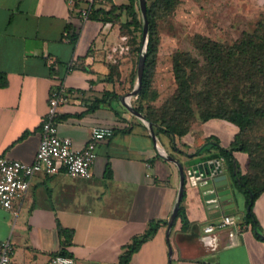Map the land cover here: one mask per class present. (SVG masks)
Returning a JSON list of instances; mask_svg holds the SVG:
<instances>
[{
    "label": "crops",
    "instance_id": "obj_1",
    "mask_svg": "<svg viewBox=\"0 0 264 264\" xmlns=\"http://www.w3.org/2000/svg\"><path fill=\"white\" fill-rule=\"evenodd\" d=\"M76 5L70 0H0V72L9 79V85L0 89V158L34 162L50 93L59 80L68 90V102L59 109L61 137L82 149L93 127L116 131L98 144L91 179L65 171L54 176L37 174L25 197L15 204L17 215L0 206V241L13 243V262L60 264L52 260L63 252L72 264H119L133 238L142 235L150 222L158 221L156 234L128 264H264V240L243 224L248 213L246 199L224 161L233 199L222 206L233 203L230 210L208 207L187 176L192 164L217 154L219 148L230 149L237 127L214 119L195 124L179 138L157 126L155 141L148 125L125 106L134 98L129 95L137 83L132 78L135 56L127 36L118 24L97 22V31L87 34L83 42L86 28L96 21H81L79 10L84 5ZM77 33L76 43L68 40ZM47 57L57 62L54 76ZM212 122L226 124L231 131L228 144L218 131L206 129ZM212 137L219 146L211 141L202 150ZM162 152L185 169L179 210H184L189 221L186 229L179 212L169 227L182 190V175ZM244 160L245 156L238 157L241 170ZM253 214L264 235V193L255 200ZM227 215L238 216L243 229L204 232V227L216 225ZM59 225L74 233L66 247L61 246Z\"/></svg>",
    "mask_w": 264,
    "mask_h": 264
},
{
    "label": "trees",
    "instance_id": "obj_2",
    "mask_svg": "<svg viewBox=\"0 0 264 264\" xmlns=\"http://www.w3.org/2000/svg\"><path fill=\"white\" fill-rule=\"evenodd\" d=\"M137 3L138 0H130L117 5L115 1L109 0L106 4H111V8L94 9L90 20L119 24L123 34L127 28L139 30L142 40L144 23L140 17V4L137 10ZM180 4L181 0H147L148 41L142 88L137 95L140 102H153L157 98L153 88L160 44L159 20L173 14ZM123 14L127 16L126 23L121 21ZM78 38V33L69 37L72 43H76ZM192 42L197 56L184 51H175L173 54V75L177 84L174 96L161 110H155L151 105L147 113L143 106L134 108L170 137H184L197 119L202 122L224 120L237 127L238 133L230 149L219 148L217 154L202 160L224 161L236 187L246 199L248 213L243 224L251 226L257 236L264 240L253 214L255 200L264 193V179L243 173L235 156V152L247 154L250 165L255 167L263 162L258 154L259 144H250L247 136L255 127L256 120L264 119V16L252 32H243L232 44L220 43L200 34L195 35ZM141 49L142 42L132 50L138 58L132 75L133 82L137 80ZM55 67L51 69L53 76L56 75ZM8 85L7 74L0 72V89ZM211 141L214 142L213 146H219L217 138L212 137L202 150L212 145ZM261 171L264 172V169ZM178 216L182 219L183 228H188L189 221L182 208ZM159 226L160 222L152 221L142 235L134 237L120 257L119 264H128L142 245L156 234ZM58 231L61 246L71 244L73 231L60 225ZM58 256H65V253L61 252Z\"/></svg>",
    "mask_w": 264,
    "mask_h": 264
},
{
    "label": "rangeland",
    "instance_id": "obj_3",
    "mask_svg": "<svg viewBox=\"0 0 264 264\" xmlns=\"http://www.w3.org/2000/svg\"><path fill=\"white\" fill-rule=\"evenodd\" d=\"M115 2L117 5L125 4L119 0ZM106 7L105 9L109 10L111 4H107ZM138 8L139 0L137 10ZM262 16H264V0H181V4L173 14L159 20L160 44L153 88V91L157 93V98L153 102H140L135 96L130 102L131 105L135 108L143 106L147 113L148 106L150 108L151 105L155 110H161L174 96L177 84L173 75V54L175 51H184L197 56L192 42L195 35L200 34L220 43L232 44L243 32H252ZM121 21L122 23L127 22L125 14ZM91 22L94 26H90V29L86 28L83 42L86 41L87 34L89 36L94 34L99 28L97 22L100 21L91 20ZM123 32L128 38L127 44L131 52L133 48L139 47L141 42L143 47V39L141 40L139 30L127 28ZM133 55L135 56L134 63H136L138 58L135 52ZM199 122L202 121L197 119L192 127ZM206 129L218 131L222 142L228 144L231 131L228 130L226 124L212 122ZM247 140L250 144H259L258 154L263 162L255 167L250 165L251 161L247 154L236 155V158L238 160V157L245 156L243 173L264 179V172L261 171L264 169V119L256 120V125L249 131Z\"/></svg>",
    "mask_w": 264,
    "mask_h": 264
},
{
    "label": "built area",
    "instance_id": "obj_4",
    "mask_svg": "<svg viewBox=\"0 0 264 264\" xmlns=\"http://www.w3.org/2000/svg\"><path fill=\"white\" fill-rule=\"evenodd\" d=\"M107 1L109 0H70V3L74 7L77 6L76 4L84 5L79 10L80 19L87 22L94 8ZM119 1L127 3L130 0ZM46 62L50 69L57 64L52 57H47ZM72 66L73 63L69 67ZM67 102L68 90L59 80L50 93L48 110L41 125V142L33 163H23L6 157L0 158V206L14 215L18 214L14 209L15 204L25 197L31 180L37 174L54 176L65 171L75 177L91 179L92 168L98 157V144L115 135L113 127L95 126L91 129L87 145L82 149L75 148L70 138L61 137L58 133L59 109ZM229 227L241 231L244 226L238 216L227 215L216 225L204 227V232L212 234ZM14 254V246L10 240L0 241V264H15ZM52 262L72 264L73 260L65 256H57Z\"/></svg>",
    "mask_w": 264,
    "mask_h": 264
},
{
    "label": "water",
    "instance_id": "obj_5",
    "mask_svg": "<svg viewBox=\"0 0 264 264\" xmlns=\"http://www.w3.org/2000/svg\"><path fill=\"white\" fill-rule=\"evenodd\" d=\"M139 4L144 23L143 47L141 49V54L138 63L136 87L129 95V97L131 98L137 96L142 88L148 41L147 0H139ZM125 106L134 116L144 121L148 125L151 136L156 141L154 127H157V125L148 122L145 116L131 105L130 100L125 102ZM162 155L165 159L176 163L182 175V190L178 197V205L169 222V227H172L175 218L177 217V214L179 212V205L183 196V185L185 183L186 173L184 167L180 165V163H178L173 157L169 156L165 152H162ZM187 176L191 181L192 185L199 188L202 197L208 207L211 206L212 208H219L222 212L234 208L235 205L233 203H231L230 205L222 206L223 202L231 201L233 199V194L232 189L229 187L228 176L224 173V168L220 159L206 160L192 164L187 168Z\"/></svg>",
    "mask_w": 264,
    "mask_h": 264
}]
</instances>
